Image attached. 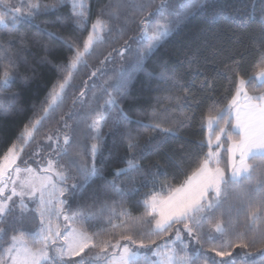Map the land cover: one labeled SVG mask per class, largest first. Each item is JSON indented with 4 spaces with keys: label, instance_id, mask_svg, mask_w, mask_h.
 I'll list each match as a JSON object with an SVG mask.
<instances>
[{
    "label": "trees",
    "instance_id": "obj_1",
    "mask_svg": "<svg viewBox=\"0 0 264 264\" xmlns=\"http://www.w3.org/2000/svg\"><path fill=\"white\" fill-rule=\"evenodd\" d=\"M49 2L41 0V3ZM85 2L89 5V23L84 30L73 23L71 8L67 5L56 10H41L30 21L15 26L11 24V17H6L9 29L0 30V47L5 49L0 59L6 62L10 57L17 67L13 70L14 81L8 88L0 90V103L8 106L7 112H0V155L14 142L18 146L23 144L18 137L24 126L44 116L42 108L47 106L51 89L65 75L58 71V66L65 65L72 56L65 42L82 46L91 23L100 17L109 24V29L103 34V42L96 44L91 55L85 57L86 66H79L65 90L63 101L38 125L33 139L24 146L21 154L39 156L43 147L53 148L57 138L61 146L67 136L70 142L58 155V162L71 175L78 176L69 161L79 159L74 156L77 150L83 152V160H90L86 150L91 143L88 125L95 118L107 116L102 129V145L95 160L96 168L101 170L104 179H94L83 195L71 204L69 214L79 218L80 211L89 205L115 201L117 209L123 205L134 216H139L144 211L142 201L147 195L160 191L165 183L181 182L184 179L182 173L190 169L197 157L208 152L207 133L201 117L214 101L225 103L226 97L232 95L234 89L229 79L235 77L231 69L237 68L247 78L254 75V65L264 59V0H208L207 5L200 8L196 7L198 0ZM117 6L119 19H113ZM161 6L162 11H158ZM23 11L28 9L25 7ZM142 20L151 25L149 34L157 27L167 26L170 30L165 43L147 56L149 41L142 37ZM22 40L26 46H22ZM122 49L126 50L120 55L119 50ZM142 56L143 70H139L137 66ZM162 69L175 72L179 83L161 79ZM3 70V65H0V75ZM93 71L95 76H92ZM202 81L208 86L201 88ZM114 85H121V90L126 87V96L121 98ZM105 88L120 100V107L130 120H125L118 109L104 105L108 99ZM82 91L84 96H81ZM13 96L15 100H12ZM90 113L93 114L91 117ZM154 121L160 122L164 128H171L174 135L159 129L146 131L145 126ZM126 132L139 137V148L133 155L141 161V168L115 177L116 169L125 167L124 160L128 156L123 140ZM220 156V166L228 174L226 146L220 150ZM157 168L167 173V181L154 179ZM112 180L123 189L122 195L106 188L107 182ZM255 188L241 177L239 183L230 186V199L240 207L245 196L257 195ZM36 210L34 204H28L23 213L19 207H14L5 222L0 224L6 230L0 247L8 245L14 229L31 231L38 226ZM65 210H69L68 206ZM86 227L89 231H98L110 225L105 219L97 218L90 220ZM176 227L182 228V225ZM226 227L230 234L245 232L249 247H233L230 249L232 256L221 258L208 249L226 244L229 235L216 234L214 240L201 248L182 232L189 244V255H195L199 250L198 264L208 257L217 262L223 259L231 260L232 264H248L249 259L257 257L264 249V240L260 236L264 224L249 231L243 212L239 216L233 212ZM152 239L163 244L165 239L172 237L153 236ZM96 251L99 249L89 248L85 253ZM146 251L141 249V252ZM245 253L252 255L245 259ZM91 264L98 262L92 261Z\"/></svg>",
    "mask_w": 264,
    "mask_h": 264
},
{
    "label": "snow or ice",
    "instance_id": "obj_2",
    "mask_svg": "<svg viewBox=\"0 0 264 264\" xmlns=\"http://www.w3.org/2000/svg\"><path fill=\"white\" fill-rule=\"evenodd\" d=\"M207 3L208 0H198L196 7H204ZM65 5L71 8L73 23L80 26L81 30L87 29L89 5L85 0H50L49 3H41V0H27L25 3V0H21L17 6L10 5L8 0H0V6L7 10L0 11V30L9 29L6 17L10 16L11 24L15 26L30 21L41 10H56ZM25 7L27 12L23 11ZM162 8L163 6L158 11H162ZM112 17L119 19V6L113 11ZM141 24L142 37L149 41L145 52L147 56L165 43L170 30L167 26L157 27L149 34L151 25L143 20ZM108 29V22L97 17L91 23L82 46L65 42L72 56L65 65L58 66V71H63L65 75L51 89L46 101L47 106L42 108L44 116L24 126L18 137L23 144L18 146L14 142L0 155V224L5 222L14 207H19L22 213L28 208L24 202L25 196L36 197V211L39 217V224L34 230H13L8 245L0 247V264H91L92 261L99 260H103L104 264H198L199 250L195 255H189V244L185 242L182 232L194 239L201 248L206 242L214 240L211 235L213 231L221 236L229 235L226 244L208 249L217 257L232 256L230 249L233 247L247 249L249 243L246 233L230 234L226 224L231 222L233 212H236L237 216L243 212L249 231L264 224V59L254 65V75L247 78L241 75L237 68L231 69L235 77L229 79L234 89L232 95L230 98L226 97L225 103L214 101L201 117V124L207 128L209 134L208 152L197 157L190 169L182 173L184 179L181 182L165 183L160 191L147 195L142 201L144 211L139 216H134L131 210L123 205L117 209L115 201L112 204L104 201L99 206L89 205L80 211L79 218L75 214H69L71 204L83 195L91 182L96 178L104 179L101 170L96 168L95 160L102 145V129L107 122V116L95 118L88 125L91 132L88 138L91 143L86 150L90 160H83V152L77 150L74 156L79 159L69 161L78 176L71 175L68 169L52 159L38 170L31 167L21 168L17 163L24 146L31 142L38 130V125L63 101L65 90L74 74L80 65L86 66L85 57L91 55L96 44L103 42V34ZM21 44L26 46L23 40ZM124 50L126 49L119 50V54L123 55ZM4 52L5 49L0 47V54ZM107 59L108 57H105V60ZM143 63L144 56L138 62L139 70H143ZM0 65H3L4 69L0 75V90H3L14 81L13 70L17 65L10 57L6 62L0 59ZM95 75L93 71L92 76ZM159 75L165 81L179 83L175 72L162 69ZM206 86L208 85L202 81L201 88ZM113 87L120 92L121 98L126 96V87L123 90L121 85ZM104 92L108 95L104 105L118 109L125 120H130L120 107V100L112 96L107 88ZM84 94L82 91L81 96ZM15 99L13 96L12 100ZM7 111L8 106L0 103V112ZM92 115L89 114L90 117ZM157 129L174 135L171 128H164L158 121L145 126L146 131ZM123 140L126 142L125 150L128 156L124 160L125 167L116 169L115 177L128 175L141 168V161L133 155L139 148V137L126 132L123 134ZM213 140L215 150L212 147ZM69 142V137L65 136L64 144L68 145ZM56 143L57 150L63 151V148L59 147V138ZM225 146L230 175L220 166V150ZM64 154L67 155V152ZM22 172L26 173L24 177L20 175ZM240 177L246 179L250 185L256 186L257 195L245 196L241 206L236 207L230 199L229 189L239 183ZM154 179L167 181V173L157 168ZM106 188L120 195L123 193V189L115 180L108 181ZM6 192L10 194L6 195ZM16 196L20 197L19 203L10 207L9 202ZM65 206H68V211ZM61 218L62 224L58 223ZM97 218L105 219L110 227L89 231L86 225L90 220ZM54 221L57 223L54 224ZM177 225H182V228L176 227ZM117 229L119 231H115ZM5 233L6 230L0 227V241ZM153 236H171L172 239H165L163 244H157V241L152 239ZM260 236L264 240V231ZM177 244L178 246H174ZM152 245L156 247L151 248ZM89 248H98L99 252L90 257L82 255ZM141 249L148 251L141 252ZM49 251L55 254L50 256ZM251 255L245 253V259ZM74 257L80 259L73 260ZM202 264H232V261L221 259L217 262L208 257ZM248 264H264V249L257 257L249 259Z\"/></svg>",
    "mask_w": 264,
    "mask_h": 264
},
{
    "label": "rangeland",
    "instance_id": "obj_3",
    "mask_svg": "<svg viewBox=\"0 0 264 264\" xmlns=\"http://www.w3.org/2000/svg\"><path fill=\"white\" fill-rule=\"evenodd\" d=\"M10 5L12 6H17L21 3V0H10L8 2ZM0 11H7L6 9H4L2 6H0ZM10 17V16H9ZM8 17V18H9ZM206 129V133H207V136H206V142L208 141V130L207 128L205 127ZM61 134V132L59 133V135H57L56 137H59ZM208 145V143H207ZM60 148H64L65 147V144L63 145H59ZM213 150H215V141L213 140ZM58 149V145L56 144L53 148H51V146H49L48 148H42L39 152V156L37 155H33V154H20L19 156V159L17 161V163L20 165L21 168H24V167H31L33 169H39L40 167H43V166H46L47 162L49 159H52L54 161H58V155L62 153V151H59L57 150ZM209 150V148H208ZM26 162V163H25ZM58 164L61 166V164L58 162ZM21 177H24L26 175V173H21L20 174ZM11 187V185L9 186V188ZM6 195L7 194H10L9 192H6L5 193ZM37 195H39L37 193ZM47 198V197H46ZM19 200H20V197L19 196H16V197H13V200L11 202H9L10 204V207H13L14 205H17L19 203ZM36 200V197H28V196H25L24 197V202L28 205V204H34L37 208V203L35 202ZM57 223L56 221H54V224ZM58 223H63V220L61 218V220L58 222ZM217 233H215L214 231L211 233V235L213 237L216 236ZM99 251H96V252H93V253H84L82 255L86 256V257H90V256H94L98 253ZM55 253L53 251H49V255L52 256L54 255ZM74 260H79L80 257H74L73 258ZM98 264H104V261L103 260H99L97 261Z\"/></svg>",
    "mask_w": 264,
    "mask_h": 264
},
{
    "label": "crops",
    "instance_id": "obj_4",
    "mask_svg": "<svg viewBox=\"0 0 264 264\" xmlns=\"http://www.w3.org/2000/svg\"><path fill=\"white\" fill-rule=\"evenodd\" d=\"M227 172H228V175L231 174V171H230V168H229V165H228V155H227ZM241 178V177H240Z\"/></svg>",
    "mask_w": 264,
    "mask_h": 264
}]
</instances>
